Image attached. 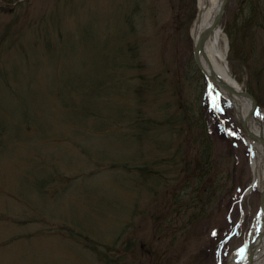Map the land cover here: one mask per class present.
Listing matches in <instances>:
<instances>
[{
	"label": "rangeland",
	"instance_id": "1",
	"mask_svg": "<svg viewBox=\"0 0 264 264\" xmlns=\"http://www.w3.org/2000/svg\"><path fill=\"white\" fill-rule=\"evenodd\" d=\"M196 12L0 0V264L239 262L260 194L233 109L191 66ZM220 27L264 107V0H227ZM200 103L212 171L187 181L208 142L198 121L186 133Z\"/></svg>",
	"mask_w": 264,
	"mask_h": 264
},
{
	"label": "bare ground",
	"instance_id": "2",
	"mask_svg": "<svg viewBox=\"0 0 264 264\" xmlns=\"http://www.w3.org/2000/svg\"><path fill=\"white\" fill-rule=\"evenodd\" d=\"M221 0H196V17L190 27V37L194 44L200 43L201 51L199 62L205 71H214L221 79L234 90L240 89V84L231 75L227 61V47L224 33L221 27L212 29L216 20L218 7ZM223 98L232 100L234 113L239 118L246 119L249 133H253L255 140L247 134V145L249 148V167L252 173V182L246 195L257 191L261 195L259 212L247 235L246 244L242 248L239 262L243 264L250 255L247 264H264V108L253 106L250 98L241 95L221 91ZM251 249V254L249 250ZM235 264V263H231Z\"/></svg>",
	"mask_w": 264,
	"mask_h": 264
},
{
	"label": "water",
	"instance_id": "3",
	"mask_svg": "<svg viewBox=\"0 0 264 264\" xmlns=\"http://www.w3.org/2000/svg\"><path fill=\"white\" fill-rule=\"evenodd\" d=\"M227 0H221L219 7H218V11H217V16H216V20L214 21L213 25H212V29H216L219 26V20L221 18V15L223 13L225 4H226ZM193 59L194 62L196 64V66L198 67L199 71L205 76V78L207 79V81L211 84V85H216L218 88L224 90V91H228L230 94L235 93V94H241L244 95L248 98H250L253 102V106H257V103L255 101V99L253 98V96L248 93L245 90H241L238 88V90H234L233 88H231L229 85H227L222 79L221 77L215 73L214 71L210 72V71H205V69L201 66L200 62H199V56H200V51H201V47H200V43H193ZM214 90L216 91V88H214ZM232 102V100H230ZM237 119L241 125V127L247 132V134H250V136L252 137V139L255 140V136L253 135V133H249V130L247 129V124H246V119L243 118H239V116L237 115ZM258 139L261 142H264V139L262 137L258 136ZM251 258H249L250 261Z\"/></svg>",
	"mask_w": 264,
	"mask_h": 264
},
{
	"label": "trees",
	"instance_id": "4",
	"mask_svg": "<svg viewBox=\"0 0 264 264\" xmlns=\"http://www.w3.org/2000/svg\"><path fill=\"white\" fill-rule=\"evenodd\" d=\"M232 45V44H231ZM232 48V46H231ZM232 59V58H231ZM192 62V61H191ZM191 66H193L192 68L198 73V77L202 79V90H201V93L204 92L205 90V82L203 80V76L202 74L200 73V71L195 67L194 63L192 62L191 63ZM177 87V86H176ZM175 87V84H174V87H173V90L176 89ZM158 89H160V87L158 86ZM201 104V103H200ZM201 106H203V104L199 105V110H200V115H190L189 118L187 119V123H188V126L186 128V133L189 134V133H192V130L194 129L193 127H191L192 125L195 126V124L197 123V121L200 123V125L203 127V130H204V133H205V136L206 138L208 139L210 137L209 133H208V129H207V125H206V121L204 118L201 117V115L203 113H201ZM208 142H209V139H208ZM206 141V144H205V147L203 149V151H200V158L203 159L201 161H198V163L196 164V167H192V168H188L189 166V163H188V160H185V167H184V171L185 173L187 174L186 178H187V181L194 178V172L192 171V169L195 171V170H198L200 173L201 176H208L209 175V172H211L212 170H210V167L212 165H208V161H210V153H211V144L210 142L208 143ZM198 160V159H196ZM210 170V171H209Z\"/></svg>",
	"mask_w": 264,
	"mask_h": 264
}]
</instances>
